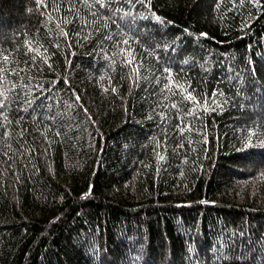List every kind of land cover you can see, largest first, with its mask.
<instances>
[{
    "label": "trees",
    "instance_id": "16d2710c",
    "mask_svg": "<svg viewBox=\"0 0 264 264\" xmlns=\"http://www.w3.org/2000/svg\"><path fill=\"white\" fill-rule=\"evenodd\" d=\"M52 2L0 0L6 67L39 66L8 73L36 111L0 117V264H264V0H116L88 39ZM169 65L216 110L177 118Z\"/></svg>",
    "mask_w": 264,
    "mask_h": 264
},
{
    "label": "snow or ice",
    "instance_id": "6c2138e0",
    "mask_svg": "<svg viewBox=\"0 0 264 264\" xmlns=\"http://www.w3.org/2000/svg\"><path fill=\"white\" fill-rule=\"evenodd\" d=\"M38 4H43V6L45 8L48 7V4L45 3V0H37ZM121 2H126V4L130 7V8H134L135 4L139 3L141 5H143V0H121ZM241 3H243V0H240ZM79 3L81 5H83L86 8L89 9H95L93 11L90 12V14L93 16V31H89L88 34L84 37L85 39H88L89 37H91L93 35V32H100L101 29L100 27H95V23H96V18H98V13H100V10H103L104 13H109V15L105 18L106 21L107 20H111L112 16H111V12H118L119 11V7L116 5V0H91V2H89V0H76V3L73 2V0H53L52 2V10L57 12V13H61L63 12H67V13H74V10L76 9V4ZM253 3L259 5L260 0H253ZM103 13H101L102 15ZM78 15V14H77ZM126 15H130V13H126ZM50 16V14H49ZM75 18V16H74ZM51 19V16H50ZM133 19H135L133 17ZM155 20L156 21H161V17L160 16H155ZM72 23V20H69L67 16H63L60 21L57 23V28L59 29L58 31V35L64 36V37H68L69 36V29H67L66 27H61V25H67ZM88 20L87 19H83L82 18V23L80 25L81 29L87 28L88 27ZM103 28H108L110 27V25L105 22L102 25ZM81 33L80 31H76L74 33V35L79 36ZM201 35H207L206 33H201ZM105 39L111 40L112 37L111 36H107L105 37ZM119 43V42H117ZM123 44L128 45L129 44V40H123ZM28 49L29 51H33L31 44H28ZM46 51V50H45ZM122 51H127V49H122ZM32 60H35V57H31ZM48 57L45 56L43 58V62L47 63L48 62ZM134 59V57H133ZM158 59V57H157ZM12 58H10L7 54H3L0 53V64L5 65V66H0V117H3L4 123L5 124H9L12 121L9 120V113L13 112L15 113L17 116L19 115V113L21 111H25L27 112L28 109H31L32 111H36V107L34 106V101L36 100V97H33L32 99H27L26 97H20L19 93H13V95L16 97V99L14 101H10L9 99V93L11 92V89L9 87H7V84H11L12 88H15V83L9 80L8 77V73L9 72H13L16 74L17 77H26L27 76V72L30 71L33 67H36L37 70H39V66L35 65V64H29L27 60H22L20 63H23L25 65V67L20 68L19 66L17 68H8L6 67V65H8L9 63H12ZM125 63L128 64H132V60H127L125 61ZM185 63H187V61H185ZM49 69H51V64H48ZM133 72L137 74V76L139 75L140 72V66H134L133 67ZM163 73H166L167 75L164 77L165 82L163 83V88L160 90L161 93L167 91L169 93H171L172 95H176L177 92L175 91L176 89L180 90V95L182 97V99L178 102H173L171 104V108L172 109H176L177 110V118L180 117L181 113L184 112V108H181L180 105L184 103L185 100L188 101H193L194 102V108L199 105L201 107H203L204 111H215L216 109L213 107H210L209 102L207 100L204 101V103L201 105L200 101L197 99V95H194L195 89L192 88V85L188 82H184V83H178L176 78L174 77V71L173 68L171 67V65L164 67L162 69ZM203 81H200L199 83H202ZM135 83V81H134ZM157 83H160V81L158 80ZM24 88H27V85H23ZM37 87H42L41 85H37ZM113 91H115V89H112ZM212 96V102L215 103V97H216V92H213L211 94ZM167 98V97H166ZM79 99V96H77V100ZM21 103L23 105H25L26 107H24L23 109L21 108ZM14 105V107H13ZM165 107H167V105H165ZM217 107H221V105L217 104ZM188 115H193V111H188L187 113ZM161 117L165 116V113L161 112L160 113ZM16 123H20V120H16ZM4 125H0V127H3ZM175 128H177L180 132L184 131V127H183V120L181 119L179 123H177L176 125H174ZM188 127L190 128L191 125H188ZM251 131V130H250ZM24 132L23 130L21 131L20 135H23ZM59 134V133H57ZM252 143V139L251 137H249L247 139V141L245 142V147H249ZM261 144V146H264V141H260L259 142ZM178 147H182V145H178ZM161 160L164 159L163 156L160 157ZM225 259H228V257H225ZM235 259H241V257H235Z\"/></svg>",
    "mask_w": 264,
    "mask_h": 264
}]
</instances>
